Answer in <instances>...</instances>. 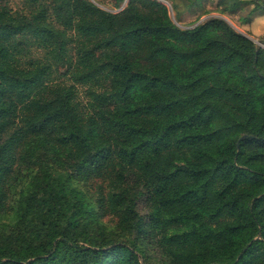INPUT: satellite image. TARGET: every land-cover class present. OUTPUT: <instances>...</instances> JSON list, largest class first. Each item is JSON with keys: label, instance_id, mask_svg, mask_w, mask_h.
<instances>
[{"label": "trees", "instance_id": "1", "mask_svg": "<svg viewBox=\"0 0 264 264\" xmlns=\"http://www.w3.org/2000/svg\"><path fill=\"white\" fill-rule=\"evenodd\" d=\"M205 1L0 0V264H264V0Z\"/></svg>", "mask_w": 264, "mask_h": 264}, {"label": "rangeland", "instance_id": "2", "mask_svg": "<svg viewBox=\"0 0 264 264\" xmlns=\"http://www.w3.org/2000/svg\"><path fill=\"white\" fill-rule=\"evenodd\" d=\"M94 3L97 1L99 3L100 7L104 10L111 11L110 6L112 5V0H92ZM217 0H206L203 2L204 10L211 12L209 15H204L200 17L199 20L198 17L201 15L200 11H196L197 9H193L192 11L185 12L184 4L180 5V16L179 18H176L174 16V12L172 11L171 5L168 2H162L169 10V16L173 23H175L180 28H189L191 25H196L200 23L201 21L207 19L209 16H217V13L212 12L214 10V3ZM18 5H14L13 8H17ZM252 5L248 4L242 7L241 10L236 11L232 15H228V17L223 16L228 23L238 32L245 33L247 35H250L251 31L245 30V28H250L252 25V28L256 29L254 31L258 32L260 35L256 37V39H252L254 42H257L256 44H260V41L264 40V14L262 15H254L252 16L251 10ZM117 11V10H116ZM115 12V11H114ZM197 20V21H196ZM256 20V21H254ZM252 23V24H251ZM253 31V32H254ZM80 100L82 103H85L86 98L83 95V90L80 89L79 91Z\"/></svg>", "mask_w": 264, "mask_h": 264}, {"label": "crops", "instance_id": "3", "mask_svg": "<svg viewBox=\"0 0 264 264\" xmlns=\"http://www.w3.org/2000/svg\"><path fill=\"white\" fill-rule=\"evenodd\" d=\"M254 21H256V20H254ZM253 26H255V25H252L250 28H245V30L251 31V33H249L250 35H247V34L243 33L244 35H246L250 39H256V37L260 35L258 32L254 31L256 29L252 28Z\"/></svg>", "mask_w": 264, "mask_h": 264}, {"label": "water", "instance_id": "4", "mask_svg": "<svg viewBox=\"0 0 264 264\" xmlns=\"http://www.w3.org/2000/svg\"><path fill=\"white\" fill-rule=\"evenodd\" d=\"M197 25V24H196ZM252 40V39H251ZM253 41V40H252ZM254 42V41H253ZM254 43H257V42H254Z\"/></svg>", "mask_w": 264, "mask_h": 264}, {"label": "built area", "instance_id": "5", "mask_svg": "<svg viewBox=\"0 0 264 264\" xmlns=\"http://www.w3.org/2000/svg\"><path fill=\"white\" fill-rule=\"evenodd\" d=\"M258 45H260V44H258Z\"/></svg>", "mask_w": 264, "mask_h": 264}]
</instances>
